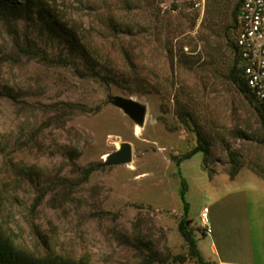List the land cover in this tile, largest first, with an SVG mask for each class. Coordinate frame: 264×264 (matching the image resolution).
Masks as SVG:
<instances>
[{"label": "rangeland", "instance_id": "374dc122", "mask_svg": "<svg viewBox=\"0 0 264 264\" xmlns=\"http://www.w3.org/2000/svg\"><path fill=\"white\" fill-rule=\"evenodd\" d=\"M46 1L73 35L72 58L99 78L20 55L0 22V233L36 255L87 264H145L151 251L181 264L174 258L189 250L178 229L173 157L202 142L215 175L231 170V152L244 173L264 172L258 103L228 79L238 0H205L201 10L203 0ZM117 97L145 106L141 128ZM60 102L91 110L64 123ZM180 113L195 123L184 126ZM122 143L132 146V163L99 167ZM203 160L198 153L180 167L194 185L188 217L200 242V214L211 200Z\"/></svg>", "mask_w": 264, "mask_h": 264}, {"label": "trees", "instance_id": "16d2710c", "mask_svg": "<svg viewBox=\"0 0 264 264\" xmlns=\"http://www.w3.org/2000/svg\"><path fill=\"white\" fill-rule=\"evenodd\" d=\"M241 5V0H238L237 11L235 15L234 25V41L233 38L229 41L232 50L235 53V60L232 69L229 72V81L238 87L240 92L247 95V98L258 103V118L262 128V143L264 144V104L261 103L252 91L249 89L247 81L244 77V65L241 61L239 49L237 46V35L239 31L238 12ZM57 12L51 7L46 0H0V22L6 26L14 40L16 50L20 55L28 58H37L48 65L55 67L71 68L74 74L81 78H99L98 73L94 69L82 67L78 61L72 58L75 52V46L72 42L73 35L70 31L61 28L60 20L57 17ZM23 23L24 31H20L19 25ZM227 39V38H226ZM57 47V52L51 54L49 51ZM56 115L62 118L66 123L70 120V115L77 112H88L91 109L79 104H68L60 102L56 105ZM70 116V117H69ZM179 121L184 126L190 127V122L195 123L193 117L189 118L186 113L179 114ZM198 153L204 154L202 168L208 173L209 177H213L215 173L209 171L205 163V156H208L209 149L206 144L199 143L198 147L193 149L190 153L183 157H173L174 163L179 169V176L181 178L180 199L183 203V218L179 223V233L188 247V256H177L174 262L185 264L190 257L194 258L198 264H209L204 260L198 248V238L193 228L192 221L189 220L190 205L187 202V194L189 185L187 180L182 176L180 170L181 164L190 160ZM232 166L228 172L230 179H234L243 169L240 160L237 159L235 153H230ZM96 170L94 166H90L84 171V178L89 176ZM249 170L255 175L264 180V172L257 168H250ZM189 223V225H188ZM202 236H205L201 230ZM145 264H168V261H163L156 252L151 251L150 255L146 257ZM0 264H87L85 261L65 259L59 255L46 253L44 255H36L27 250L16 247L14 243L5 235L0 233Z\"/></svg>", "mask_w": 264, "mask_h": 264}, {"label": "crops", "instance_id": "0c3cea01", "mask_svg": "<svg viewBox=\"0 0 264 264\" xmlns=\"http://www.w3.org/2000/svg\"><path fill=\"white\" fill-rule=\"evenodd\" d=\"M244 169L232 180L226 173L209 178L210 225L198 248L209 264H264V180ZM186 179V178H185ZM189 191L194 185L187 179Z\"/></svg>", "mask_w": 264, "mask_h": 264}, {"label": "built area", "instance_id": "2783aa9c", "mask_svg": "<svg viewBox=\"0 0 264 264\" xmlns=\"http://www.w3.org/2000/svg\"><path fill=\"white\" fill-rule=\"evenodd\" d=\"M204 2H197L195 8L201 10ZM238 23L237 46L245 67L244 77L249 89L264 104V0H241ZM209 213L205 207L200 214L205 235L212 234Z\"/></svg>", "mask_w": 264, "mask_h": 264}, {"label": "water", "instance_id": "95a60500", "mask_svg": "<svg viewBox=\"0 0 264 264\" xmlns=\"http://www.w3.org/2000/svg\"><path fill=\"white\" fill-rule=\"evenodd\" d=\"M114 104L118 106L129 118H131L140 128L144 125L146 108L131 99L117 97ZM133 161V150L129 143H122L121 148L111 153L108 159H104L99 167H111L118 165H129ZM189 225V223H188Z\"/></svg>", "mask_w": 264, "mask_h": 264}, {"label": "bare ground", "instance_id": "6f19581e", "mask_svg": "<svg viewBox=\"0 0 264 264\" xmlns=\"http://www.w3.org/2000/svg\"><path fill=\"white\" fill-rule=\"evenodd\" d=\"M139 127V126H138ZM140 128V127H139ZM138 128V129H139ZM121 148V144H120V147H119V149ZM110 155V154H109ZM109 155H107V156H105V159H108V157H109Z\"/></svg>", "mask_w": 264, "mask_h": 264}]
</instances>
